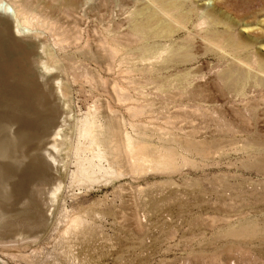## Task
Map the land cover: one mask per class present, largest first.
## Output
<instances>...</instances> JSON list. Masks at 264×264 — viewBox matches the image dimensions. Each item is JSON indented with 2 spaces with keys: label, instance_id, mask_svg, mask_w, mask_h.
I'll list each match as a JSON object with an SVG mask.
<instances>
[{
  "label": "rangeland",
  "instance_id": "1",
  "mask_svg": "<svg viewBox=\"0 0 264 264\" xmlns=\"http://www.w3.org/2000/svg\"><path fill=\"white\" fill-rule=\"evenodd\" d=\"M27 1L69 123L52 217L0 264H264V0ZM92 108L161 164L67 188Z\"/></svg>",
  "mask_w": 264,
  "mask_h": 264
},
{
  "label": "bare ground",
  "instance_id": "2",
  "mask_svg": "<svg viewBox=\"0 0 264 264\" xmlns=\"http://www.w3.org/2000/svg\"><path fill=\"white\" fill-rule=\"evenodd\" d=\"M32 6L27 0L14 5L0 0V234L14 232L18 236L41 228L52 217L62 190L59 172L64 164L59 151L66 144L64 130L69 123L59 102L57 70L46 61L37 62L39 50L33 27H49L50 19L35 16ZM131 38L135 41L136 37ZM142 50L140 61H146L147 48ZM119 120L103 121L94 108L78 119L72 151L74 169L67 188L120 176L122 165L135 173L161 164L160 159H150L145 148L139 145L137 149L132 131L119 125ZM62 211L66 219V206ZM71 223L77 227L82 222L73 218Z\"/></svg>",
  "mask_w": 264,
  "mask_h": 264
}]
</instances>
